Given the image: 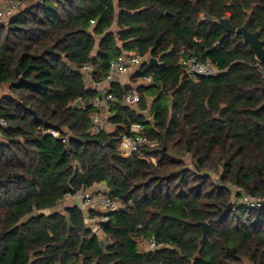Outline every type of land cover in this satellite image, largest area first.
Listing matches in <instances>:
<instances>
[{"label":"trees","instance_id":"1","mask_svg":"<svg viewBox=\"0 0 264 264\" xmlns=\"http://www.w3.org/2000/svg\"><path fill=\"white\" fill-rule=\"evenodd\" d=\"M224 21L264 40V0H42L0 27V264H264V208L237 203L264 196V62ZM122 52L157 60L132 77L152 83L137 109L114 84L116 128L93 134L99 91L82 70L101 84ZM182 59L220 73L193 79ZM133 125L156 146L125 158ZM101 184L126 211L100 225L105 248L82 209L56 210Z\"/></svg>","mask_w":264,"mask_h":264},{"label":"built area","instance_id":"2","mask_svg":"<svg viewBox=\"0 0 264 264\" xmlns=\"http://www.w3.org/2000/svg\"><path fill=\"white\" fill-rule=\"evenodd\" d=\"M30 0H0V27L9 24V22L20 15L27 7ZM94 25V23H93ZM142 57L137 52H122V55L113 60L110 64V70L107 78L104 81L105 88L99 91V96L93 100V106L102 110V114H97L92 117V133L99 134L103 131L112 132L116 126L111 122V115L109 113L112 105H116L118 102L117 96L114 94L112 86L114 84L120 85L122 89H125V85L122 84L121 78L125 76H131L138 74L141 67L149 62L148 59L144 62ZM180 66L185 70L186 74L193 79L198 76L212 77L220 73L216 67L212 66L209 62L207 64L199 63L194 59H182ZM83 74L90 76L93 72L92 65H86L83 70ZM121 82V83H120ZM152 83V78L149 76L141 77L139 81L134 84L133 80L129 82L131 88L123 91V105L132 109H137L138 104L141 101V95L139 92V86H149ZM76 105L85 107V102L79 99ZM7 123L0 119V128L6 129ZM142 127L140 125H133L130 128V135H124L121 138L119 149L125 158H130L133 154L139 153L141 149L145 147L153 148L156 143H150L141 136ZM54 138L63 140L67 143L69 137L61 138L60 133L56 131H48ZM154 164L155 159H151ZM99 186V185H98ZM65 199L78 200L82 207L87 210H102L103 214L98 219L99 223H108L109 215L118 212L123 208V201L120 199L111 198L108 194L106 186L91 188L89 190H83L76 194H68ZM239 205H244L251 209H263L264 208V196H252L242 194L237 202ZM149 250L156 248L155 241L146 242ZM83 264V263H77Z\"/></svg>","mask_w":264,"mask_h":264},{"label":"water","instance_id":"3","mask_svg":"<svg viewBox=\"0 0 264 264\" xmlns=\"http://www.w3.org/2000/svg\"><path fill=\"white\" fill-rule=\"evenodd\" d=\"M222 27L230 34L238 35L243 38L244 43L250 45L251 49L254 51L256 55V59L260 62H264V40L260 39V31L257 32H250L247 29V26L244 25L241 28H235L231 26L227 21H224L222 23ZM157 60L151 59L149 61V67L153 65H157ZM17 76H20V71L16 70ZM219 184V181H217ZM120 213L126 212L123 208L119 210ZM196 228H201L203 231V238L201 240V244L203 245L205 241L207 240V235L209 232V225L207 223H196L194 224Z\"/></svg>","mask_w":264,"mask_h":264},{"label":"rangeland","instance_id":"4","mask_svg":"<svg viewBox=\"0 0 264 264\" xmlns=\"http://www.w3.org/2000/svg\"><path fill=\"white\" fill-rule=\"evenodd\" d=\"M40 2H42V0H30L29 1V3H28V5H27V7L23 10V12L24 11H26L27 9H29V8H31V7H33V6H35V5H37V4H39ZM5 26H7L6 27V29L8 28V24L7 25H5ZM1 39H3V35L1 36ZM145 60H144V62L146 61V59H148V57H145L144 58ZM131 76H129V77H127V79H129ZM88 84V83H87ZM128 84V83H127ZM8 89H9V86H0V99L4 96V95H8ZM150 102L152 101V100H149ZM148 117V120H150V121H152V117H150L149 115L147 116ZM0 142H2V143H5L6 141L4 140V138H3V136H2V134H0ZM186 160V164H187V166H188V168L190 169V170H192V171H194L195 172V168H194V166H193V163H192V160L189 158V156L185 159ZM155 163H156V161H155ZM222 171V169H220V172ZM212 178L214 179H216V176L215 175H212ZM217 179H218V181L220 180V175H218L217 176ZM231 187V186H230ZM232 188V187H231ZM233 190V189H232ZM68 199H65V201L56 209L57 211H61V212H63V210H64V207L67 205L65 202L67 201ZM64 203L66 204L65 206H64ZM71 203H72V201H71ZM122 209V208H121ZM119 212V211H118ZM99 213H102V211L101 212H99ZM47 214H49V212H47ZM90 225L91 226H93V228H92V230H93V232L95 233V234H97L98 236H99V238H100V241L102 242V247L103 248H105L107 245H108V243H109V241L107 240V237H106V235L104 236V233H103V231L101 230V227L99 226V225H97V224H92V222L90 223ZM141 250L142 251H150L149 249H148V247H147V243L145 244V243H142L141 244Z\"/></svg>","mask_w":264,"mask_h":264},{"label":"crops","instance_id":"5","mask_svg":"<svg viewBox=\"0 0 264 264\" xmlns=\"http://www.w3.org/2000/svg\"><path fill=\"white\" fill-rule=\"evenodd\" d=\"M2 27V26H1ZM127 77L128 76H125V77H123V78H121V82H122V84L123 85H125V86H128L129 85V82L131 81V79H132V77H130L129 79H127ZM85 81H86V84H87V87L88 88H90V89H95V90H97V91H102V90H104V88H105V85H104V82L103 83H101V84H96V83H94L93 82V80H92V77H91V75L90 76H86L85 75ZM120 82V83H121ZM128 83V84H127ZM101 186H105V185H103V184H101V185H96L95 187H93V188H96V187H101ZM71 201H72V203H71ZM67 205H66V204ZM64 203V209L65 208H67V207H71V206H78L80 209H82V211L85 213V215H86V224H87V226L89 227V228H93V226H91L90 225V223L92 222V224H97V225H101L100 223H99V218L102 216V214H103V211L102 210H93L94 212H96V213H98V214H100V216L99 217H97V218H95V219H92V218H90V215H89V212L91 211V210H87V209H85L84 207H82V205L80 204V202L78 201V200H67L66 202ZM102 211V213H99V212H101ZM101 227V226H100ZM105 236V235H104Z\"/></svg>","mask_w":264,"mask_h":264}]
</instances>
